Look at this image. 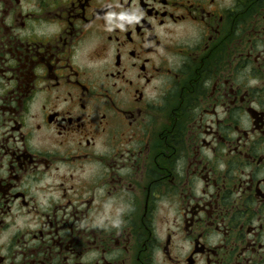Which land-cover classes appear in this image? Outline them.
<instances>
[{"label":"flooded vegetation","instance_id":"obj_1","mask_svg":"<svg viewBox=\"0 0 264 264\" xmlns=\"http://www.w3.org/2000/svg\"><path fill=\"white\" fill-rule=\"evenodd\" d=\"M0 264H264V0H0Z\"/></svg>","mask_w":264,"mask_h":264}]
</instances>
